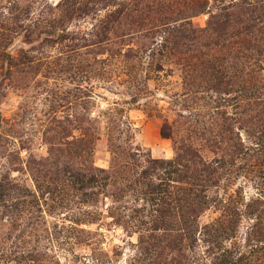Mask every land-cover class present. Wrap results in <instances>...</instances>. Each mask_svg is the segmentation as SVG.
<instances>
[{
    "label": "rangeland",
    "instance_id": "374dc122",
    "mask_svg": "<svg viewBox=\"0 0 264 264\" xmlns=\"http://www.w3.org/2000/svg\"><path fill=\"white\" fill-rule=\"evenodd\" d=\"M0 264H264V0H0Z\"/></svg>",
    "mask_w": 264,
    "mask_h": 264
}]
</instances>
